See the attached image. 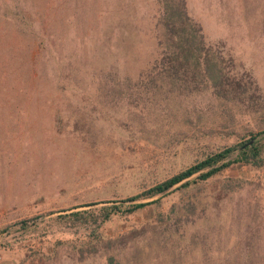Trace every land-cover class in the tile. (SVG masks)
<instances>
[{"label":"rangeland","instance_id":"obj_1","mask_svg":"<svg viewBox=\"0 0 264 264\" xmlns=\"http://www.w3.org/2000/svg\"><path fill=\"white\" fill-rule=\"evenodd\" d=\"M162 1L0 0V264H264V166L176 185L95 232L56 219L264 129V0H186L225 84L148 92Z\"/></svg>","mask_w":264,"mask_h":264},{"label":"trees","instance_id":"obj_2","mask_svg":"<svg viewBox=\"0 0 264 264\" xmlns=\"http://www.w3.org/2000/svg\"><path fill=\"white\" fill-rule=\"evenodd\" d=\"M162 2L160 22L163 35L159 43L162 60L149 70L152 74L149 79L151 83H146L144 88L150 92L153 87L157 89L158 84L163 87L181 83L185 85L191 76L198 77L202 74L211 81L212 88L219 90L225 84L224 74L217 64L215 54L209 49L204 51V36L188 13L186 0ZM235 164L264 166V129L251 130L248 136L242 137L236 143L210 152L178 173L124 200L114 201L100 208L91 207L98 204L97 202L75 206L69 212L58 215L56 219L66 221L71 226L94 225L95 232L115 216L131 214L160 201V198L150 201L143 199L159 194L166 195L176 185L187 188L192 183L207 181ZM22 223L23 227L28 224L27 221Z\"/></svg>","mask_w":264,"mask_h":264}]
</instances>
